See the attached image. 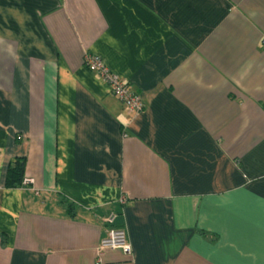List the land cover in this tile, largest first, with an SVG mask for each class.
I'll list each match as a JSON object with an SVG mask.
<instances>
[{"label":"crops","instance_id":"crops-1","mask_svg":"<svg viewBox=\"0 0 264 264\" xmlns=\"http://www.w3.org/2000/svg\"><path fill=\"white\" fill-rule=\"evenodd\" d=\"M263 40L264 0H0V264H93L109 212L103 264H264Z\"/></svg>","mask_w":264,"mask_h":264},{"label":"built area","instance_id":"built-area-1","mask_svg":"<svg viewBox=\"0 0 264 264\" xmlns=\"http://www.w3.org/2000/svg\"><path fill=\"white\" fill-rule=\"evenodd\" d=\"M264 44V40H263ZM83 65L90 71L95 72L106 84L108 91L115 96L128 111H140L143 103L139 96L128 86V83L116 73L110 71L103 63L101 57L94 53H84ZM26 180L23 184H26ZM120 202H124L122 198ZM113 212L107 213L103 221L108 225L106 234L102 237L95 248L93 264H103L102 255L106 249H119L123 254L130 253V245L123 229L113 225Z\"/></svg>","mask_w":264,"mask_h":264},{"label":"trees","instance_id":"trees-1","mask_svg":"<svg viewBox=\"0 0 264 264\" xmlns=\"http://www.w3.org/2000/svg\"><path fill=\"white\" fill-rule=\"evenodd\" d=\"M15 140L18 141V138ZM24 163L23 157L16 156L9 159L4 175L3 184L5 187H17L21 184Z\"/></svg>","mask_w":264,"mask_h":264}]
</instances>
